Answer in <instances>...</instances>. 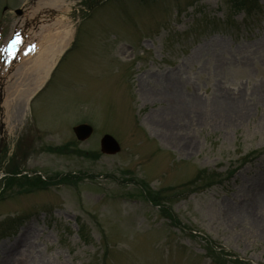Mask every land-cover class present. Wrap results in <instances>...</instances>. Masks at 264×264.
<instances>
[{"label": "rangeland", "instance_id": "obj_1", "mask_svg": "<svg viewBox=\"0 0 264 264\" xmlns=\"http://www.w3.org/2000/svg\"><path fill=\"white\" fill-rule=\"evenodd\" d=\"M65 1L73 48L27 109L56 14L0 0V44L23 31L0 46V264H264V0Z\"/></svg>", "mask_w": 264, "mask_h": 264}, {"label": "bare ground", "instance_id": "obj_2", "mask_svg": "<svg viewBox=\"0 0 264 264\" xmlns=\"http://www.w3.org/2000/svg\"><path fill=\"white\" fill-rule=\"evenodd\" d=\"M45 1L46 2L40 3L42 5V7H45L48 10L53 8L55 11V14H56V16H55V29L50 28L49 25L44 27L45 31L52 34V38H51L52 45L48 47L49 50H47L45 53L48 54L47 56H52L53 54H55L56 57H53V58L56 60H59V58L61 57V54H63V52L65 51V48L71 43L72 38H73L72 37L73 36V26H70L71 21H70L69 17L65 16L68 9H69V6H68L69 4L65 0H45ZM35 10L40 11L41 8H37ZM48 10H46V11H48ZM38 11H36V13ZM42 13H44V12H42ZM38 19L40 20V16L36 17V20L34 22H39ZM57 25L60 26V28H61L60 30H58ZM48 52H51V53H48ZM39 59L41 61L44 60V62L48 61V59L43 55ZM55 62H57V61H55ZM192 102L198 104L199 101H198V99H193V101L191 100L190 103H192ZM27 105H28V102H27ZM28 108H29V105L27 106V109ZM54 108H55V110H53V113L56 112V110H57V108L55 106H54ZM186 109H187V107H186ZM165 110H166V112H170L168 114H171V115L175 114V115L180 116V115L185 113V107L182 106L181 104L175 105L174 108L166 107ZM250 207L254 208L255 206H250ZM253 208H251L250 210L252 211ZM255 213H258V210H255Z\"/></svg>", "mask_w": 264, "mask_h": 264}, {"label": "water", "instance_id": "obj_3", "mask_svg": "<svg viewBox=\"0 0 264 264\" xmlns=\"http://www.w3.org/2000/svg\"><path fill=\"white\" fill-rule=\"evenodd\" d=\"M78 140L84 141L90 137L93 132L91 126L83 124L75 128ZM102 152L106 154H117L120 151V145L110 135H105L101 140Z\"/></svg>", "mask_w": 264, "mask_h": 264}, {"label": "trees", "instance_id": "obj_4", "mask_svg": "<svg viewBox=\"0 0 264 264\" xmlns=\"http://www.w3.org/2000/svg\"><path fill=\"white\" fill-rule=\"evenodd\" d=\"M242 3L244 4L245 2H242ZM242 3H241V4H242ZM28 184H30V183H28ZM28 184H26L25 187L29 186ZM44 185H45V184H44ZM4 190H5V188H4ZM6 191H7V190H5L4 192H6ZM240 263H241V262H240ZM240 263H239V264H240Z\"/></svg>", "mask_w": 264, "mask_h": 264}]
</instances>
